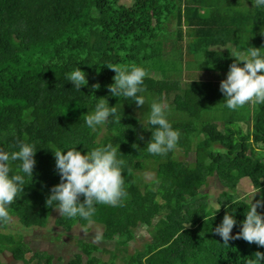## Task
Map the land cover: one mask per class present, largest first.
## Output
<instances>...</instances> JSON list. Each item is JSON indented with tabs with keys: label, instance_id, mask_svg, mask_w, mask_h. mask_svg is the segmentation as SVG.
I'll return each instance as SVG.
<instances>
[{
	"label": "trees",
	"instance_id": "obj_1",
	"mask_svg": "<svg viewBox=\"0 0 264 264\" xmlns=\"http://www.w3.org/2000/svg\"><path fill=\"white\" fill-rule=\"evenodd\" d=\"M126 1L0 0V149L18 151L21 140L37 149L32 179L25 176L23 195L8 206L11 219L0 221V264H8L5 253L23 264H55L48 253L27 257L22 234L45 228L55 211L46 207L60 182L53 154L73 147L86 154L109 142L119 144L126 161L123 205L97 204L92 224L55 219L65 232L100 226V241L112 243L103 249L109 256L102 259L98 245L78 239L80 252L66 264H246L255 252L264 253L243 239L225 246L212 231L227 213L237 220L231 234L239 232L248 210L239 198L241 180L261 190L253 202L264 197V103L229 110L219 91L238 52L251 46L264 55V6L255 0ZM133 62L147 71L139 108L107 87L115 76L107 64ZM76 67L88 79L80 92L66 79ZM187 67L217 79L184 80ZM95 83L100 88L93 92ZM101 97L122 118L116 123L110 116L92 130L84 116ZM153 102L168 106L167 119L181 133L166 156L146 150ZM19 164L11 162V174ZM147 170L155 173L149 181L142 176ZM213 177L223 188L218 212L200 190ZM141 229L149 239L130 251Z\"/></svg>",
	"mask_w": 264,
	"mask_h": 264
},
{
	"label": "clouds",
	"instance_id": "obj_2",
	"mask_svg": "<svg viewBox=\"0 0 264 264\" xmlns=\"http://www.w3.org/2000/svg\"><path fill=\"white\" fill-rule=\"evenodd\" d=\"M255 2L256 6H264V0ZM105 67L115 73L114 83L107 86L111 96L133 99L137 108L142 107L145 98L140 94L146 91L143 83L147 75L146 69L134 62L109 63ZM66 79L78 92L88 85L87 73L79 67L67 73ZM99 88V83L91 85L93 92ZM219 91L224 96V106L229 110H237L249 102L264 103V55L261 54V48L248 46L246 50L236 54L234 62L229 65L226 79L220 81ZM167 107L159 102L151 104L148 120L154 131L151 132V138L146 145L149 154L166 156L178 146L181 133L173 129L168 121ZM110 116L114 118V122L120 123L122 113L118 115L116 107H109L107 98L101 97L95 111L86 114L84 121L90 129L95 130L97 126L108 122ZM138 139L143 140L144 137L138 136ZM17 147L18 151L11 152L0 149V221L3 222L11 219L8 206L21 198L25 188V176L32 179L36 166V146L21 140L18 141ZM131 147L140 150L135 143ZM53 155L60 182L51 187L46 207L54 209L59 215L68 218L79 217L92 224L97 204L119 207L127 199V184L123 175L126 161L119 151V144L113 145L109 142L86 154H81L76 147L67 151L57 149ZM15 161L20 164L16 174H11L10 164ZM260 191L257 188L254 194ZM254 194L248 200L245 219L240 222V230L236 235L231 233L237 226V220L227 213L222 222L212 230L221 238L223 245L229 246V241L243 239L249 244L264 247V212L258 211L264 209V197L253 202ZM81 196L84 198L83 202ZM215 208L218 212L221 205L216 204ZM100 239L101 236L97 235L96 240ZM254 257L255 259H248L246 264L264 262V253L257 251Z\"/></svg>",
	"mask_w": 264,
	"mask_h": 264
},
{
	"label": "rangeland",
	"instance_id": "obj_3",
	"mask_svg": "<svg viewBox=\"0 0 264 264\" xmlns=\"http://www.w3.org/2000/svg\"><path fill=\"white\" fill-rule=\"evenodd\" d=\"M125 3L129 4L127 0ZM171 25L170 27H173ZM186 70L183 73V79L187 80L190 77L199 78L204 81H216V77L208 72H195L194 68ZM194 72V73H193ZM221 112V111H218ZM197 141V140H196ZM154 171L147 170L143 173V178L145 181H149L154 178ZM202 192H205L209 196V203L215 207L217 204L218 195L223 191L222 186L218 182L216 177L208 179V182L205 186L200 189ZM239 198L242 197L246 201L255 193L251 184L247 180H241L238 185ZM256 194H254L255 197ZM238 196V195H237ZM237 198V197H236ZM59 216L57 211H54L49 218V222L45 228L33 229L30 232H22L25 241L28 243L31 252L27 254V257H30L34 254L44 257V253H48L54 257V263L66 264V262L72 257L73 254L80 252L78 239L82 241L94 243L98 245L101 249L98 256L102 259H107L109 254L104 252L103 249L110 250L112 243L97 241L96 236L100 235L102 229L98 225H89L88 231H83L78 226H74L71 230L65 232L61 227L56 226L55 219ZM149 236L147 235L146 230L141 229L136 233V240L133 245L130 247V251H133L135 247H140L141 244L148 240ZM8 264H23L20 261L12 260L9 253H5L2 258Z\"/></svg>",
	"mask_w": 264,
	"mask_h": 264
}]
</instances>
